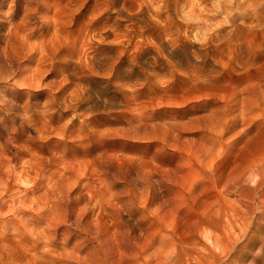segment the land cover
<instances>
[{
    "label": "rangeland",
    "instance_id": "rangeland-1",
    "mask_svg": "<svg viewBox=\"0 0 264 264\" xmlns=\"http://www.w3.org/2000/svg\"><path fill=\"white\" fill-rule=\"evenodd\" d=\"M66 1L0 0V264H264V0Z\"/></svg>",
    "mask_w": 264,
    "mask_h": 264
},
{
    "label": "bare ground",
    "instance_id": "bare-ground-1",
    "mask_svg": "<svg viewBox=\"0 0 264 264\" xmlns=\"http://www.w3.org/2000/svg\"><path fill=\"white\" fill-rule=\"evenodd\" d=\"M82 1V0H81ZM80 1V2H81ZM148 1V3L150 4V5H148V7H152V6H155V7H158V10H156V14L157 15H160L161 14V12L164 10V9H166L167 10V8H169L170 6H171V4H174L175 5V7H176V9H178V6H179V3H180V0H147ZM194 1L195 0H193V3H194ZM67 3H69V1L67 0L66 1ZM75 2V1H74ZM74 2H71L70 4L72 5H74ZM83 2V1H82ZM81 2V3H82ZM138 4V3H137ZM66 5V4H65ZM80 5V4H79ZM66 7V6H65ZM80 7V6H79ZM82 7V6H81ZM111 7V6H110ZM121 7V6H120ZM67 8V7H66ZM65 8V9H66ZM72 8V7H71ZM77 7L75 6H73V9H76ZM195 8V7H194ZM64 9V10H65ZM117 9V8H116ZM182 9V8H181ZM80 11V10H79ZM137 11V10H136ZM165 11V10H164ZM63 12V11H62ZM67 12H69V11H67ZM120 12H124V7H121V9H120ZM141 13V11L139 10V11H137L136 13ZM74 13H77V12H74ZM181 13V12H180ZM68 15V14H67ZM74 16V15H73ZM128 16V15H127ZM126 16V17H127ZM135 16V15H134ZM134 16H132V14L131 15H129V17H131V19H136V20H139V21H141L142 20V18H141V20H140V18H139V16L138 17H134ZM146 16V15H145ZM186 16V15H185ZM202 16V15H201ZM65 17V16H64ZM122 17V16H121ZM191 17V16H190ZM66 18H68L67 16H66ZM90 18V17H89ZM94 18V17H93ZM98 18V17H97ZM148 18V17H147ZM72 19V18H71ZM75 19V18H74ZM95 19V18H94ZM145 19V18H144ZM144 19L142 20V21H144ZM195 19V18H194ZM61 20V19H60ZM187 20V19H186ZM89 21V20H88ZM92 21V20H91ZM147 21V20H146ZM145 21V22H146ZM192 21V20H191ZM62 22V21H61ZM90 22V21H89ZM66 23V22H65ZM134 23V22H133ZM168 22H166V24H167ZM67 24V23H66ZM86 24H87V22H86ZM143 24V23H142ZM160 24V23H159ZM57 25V24H56ZM84 25H85V23H84ZM140 25V24H139ZM143 25H146V24H143ZM151 26H152V24H150ZM157 25V24H156ZM182 25V24H181ZM189 25V24H188ZM194 26V25H193ZM57 28H58V26H56ZM68 27V26H67ZM77 27V26H76ZM84 27V26H83ZM82 27V28H83ZM86 27V26H85ZM84 27V28H85ZM131 27H132V25H131ZM131 27H130V29H131ZM139 27V26H138ZM79 28V27H78ZM82 28L80 29V30H82ZM83 28V29H84ZM68 29V28H67ZM108 29V28H107ZM133 29V28H132ZM147 29V28H146ZM149 29V28H148ZM57 30V29H56ZM69 30V29H68ZM85 30V29H84ZM117 30V29H116ZM144 30V29H143ZM166 30H167V35H169L170 37H172V35H175V34H179L178 32H179V30H180V28H177V30L175 29L174 30V28L171 26V25H169V24H167L166 25ZM71 31V30H70ZM104 31H106V30H104ZM125 31V30H124ZM140 31H141V28H140ZM59 32V31H58ZM62 32H63V29H62ZM66 32V31H65ZM80 32V31H79ZM84 32V31H83ZM181 32V31H180ZM55 33H57V32H55ZM67 33V32H66ZM74 33V32H73ZM53 34H54V32H53ZM68 34V33H67ZM127 34V33H126ZM144 34V33H143ZM192 34V33H191ZM59 35V34H58ZM78 35V34H77ZM100 35H101V33H100ZM107 35V34H106ZM193 35V34H192ZM62 36V35H61ZM67 36V35H66ZM66 36H65V34H64V38H66ZM73 36V35H72ZM56 37H58L57 35L55 36V38ZM68 37V36H67ZM78 37H79V35H78ZM180 37V36H179ZM59 38V37H58ZM57 38V39H58ZM71 38V37H70ZM80 38H83V37H80ZM107 38V37H106ZM114 38V37H113ZM122 38V37H121ZM52 40L54 39L53 37L51 38ZM76 39V38H75ZM78 39V38H77ZM89 39V38H88ZM124 39V38H123ZM130 39V38H129ZM51 40V41H52ZM62 40V39H61ZM66 40V39H65ZM69 40V39H68ZM67 40V41H68ZM73 40V39H72ZM78 40H80V39H78ZM120 40V39H119ZM119 40H117V42L119 41ZM54 41V40H53ZM63 41V40H62ZM70 41V40H69ZM86 41V40H85ZM106 41V40H105ZM112 41V40H111ZM110 41V42H111ZM170 41H171V39H170ZM169 41V42H170ZM73 43H74V40L72 41ZM88 42V41H87ZM109 42V43H110ZM113 42V41H112ZM116 42V43H117ZM122 42H123V40H122ZM153 42V41H152ZM69 43V42H68ZM79 43V42H78ZM115 43V42H114ZM157 43V42H156ZM159 43H161V42H159ZM180 43V42H179ZM51 44V43H50ZM103 44V43H102ZM112 44V43H111ZM118 44V43H117ZM120 44V43H119ZM125 44V43H124ZM123 44V45H124ZM154 44H155V42H154ZM81 45V44H80ZM162 45V44H161ZM176 45V44H175ZM77 46V45H76ZM76 46L74 47V48H76ZM82 46V45H81ZM81 46H79V47H81ZM159 46V45H158ZM126 47H127V45H126ZM155 47H157V46H155ZM163 47V46H162ZM91 48V47H90ZM166 48V47H165ZM174 48V47H173ZM81 49V48H80ZM164 49V48H163ZM72 51V50H71ZM77 51V50H76ZM88 52V51H87ZM170 52V51H169ZM168 52V53H169ZM80 53V52H79ZM120 53V52H119ZM122 53V52H121ZM75 55V54H74ZM121 55V54H120ZM160 55V54H159ZM167 55V54H166ZM87 56H89V54L87 55ZM83 57H85V56H83ZM98 57H100V56H98ZM117 57H118V55H117ZM174 57V56H173ZM91 58V57H90ZM95 58V57H94ZM93 58V59H94ZM105 58V57H104ZM107 58H108V56H107ZM112 59L114 58V57H111ZM110 58V59H111ZM115 58H116V56H115ZM142 59V58H141ZM167 59V58H166ZM68 60V59H67ZM70 60V59H69ZM89 60V59H88ZM108 60H109V58H108ZM155 60L157 61V57H155ZM200 60V59H199ZM95 61H96V59H95ZM95 61H93V64H95L94 62ZM105 61H106V59H105ZM148 61V60H147ZM147 61L146 60H140V61H138V63L139 64H145L146 65V63H147ZM79 61H77V63H78ZM197 62V61H196ZM77 63H75L77 66H78V64ZM102 63H104V61L102 62ZM101 63V64H102ZM107 63V62H106ZM111 63V62H110ZM109 63V64H110ZM178 63V62H177ZM52 64V63H51ZM75 65V66H76ZM92 65V64H91ZM100 64H98L97 66H99ZM104 65V64H103ZM111 65H113V63H111ZM95 66V68H96V65H94ZM101 66V65H100ZM79 67V66H78ZM93 67V66H92ZM112 67H114V65L112 66ZM68 68V67H67ZM99 68V67H98ZM102 68H103V66H102ZM76 70H78V69H76ZM75 69H74V71H76ZM80 70V69H79ZM78 70V71H79ZM71 71H72V69H71ZM134 71V67H131V66H127V67H124V70H123V72H122V70H117V77L118 78H122V75L124 74V73H126V72H128V73H132ZM63 73V72H62ZM66 73V72H65ZM68 73V72H67ZM66 73V74H67ZM70 73V72H69ZM74 73V72H73ZM71 75H72V73H70ZM69 74V75H70ZM70 75V76H71ZM73 75H75V73L73 74ZM72 75V76H73ZM68 76V75H67ZM76 76H77V74H76ZM79 76V75H78ZM64 77H66V76H64ZM79 77H82L81 75L79 76ZM78 77V78H79ZM70 78V77H69ZM65 79V78H64ZM73 79H74V77H73ZM71 80V79H70ZM69 81V80H68ZM251 88V87H250ZM83 89H86V88H84L83 87ZM101 90V89H100ZM92 91H94V90H92ZM98 91V90H97ZM251 91V90H250ZM82 92V91H81ZM85 93H88L89 94V92L88 91H85L82 95L84 96L85 95ZM93 93V92H92ZM87 94V95H88ZM96 94V93H95ZM86 95V96H87ZM94 95V94H93ZM89 97V96H88ZM71 98H72V96H71ZM81 98H82V96H81ZM72 101V100H71ZM8 103V102H7ZM255 103V102H254ZM249 104V103H248ZM247 106V105H246ZM249 108H251V107H249ZM253 109H255V108H253ZM258 109V108H257ZM257 109H255V110H257ZM247 111H249V110H247ZM251 111V110H250ZM251 113V112H250ZM250 113H249V116H250ZM252 113H254L253 112V110H252ZM251 113V114H252ZM254 115V114H253ZM248 116V117H249ZM248 117L246 118V119H248ZM252 118V117H251ZM258 118V117H257ZM244 121H246V120H244ZM252 121V120H251ZM251 121H248V123L249 122H251ZM263 123V122H262ZM246 124V123H245ZM250 124V123H249ZM248 124V125H249ZM264 125V124H263ZM246 128V127H245ZM258 131V130H257ZM260 131V130H259ZM259 131H258V133H259ZM262 131V130H261ZM263 132V131H262ZM262 132H260L261 134H262ZM255 134L257 133V132H254ZM254 133H252V134H254ZM257 133V134H258ZM247 135V134H246ZM254 136V135H253ZM258 136H259V134H258ZM256 137V135H255V137H256V141H257V139L258 140H260V143H262L261 142V140L264 138V136L262 137V136H259V137ZM254 137V138H255ZM262 137V138H261ZM248 138H249V141H251L250 140V137H247V140H248ZM253 138V139H254ZM218 140V139H217ZM246 142V141H245ZM252 142H253V140H252ZM249 144H251L250 142H248ZM254 143H259V142H254ZM254 143L252 144V147H254L253 145H254ZM259 143V144H260ZM264 143V142H263ZM259 144H257V146L259 145ZM246 145V144H245ZM248 145V144H247ZM246 145V146H247ZM260 146H262V144H260ZM248 148H251V145H249V146H247ZM263 147V146H262ZM257 149H258V147H256ZM260 149H263L264 150V148H261V147H259ZM255 149V148H254ZM257 149H255V150H257ZM259 149V150H260ZM255 150L253 151L254 153H257V151L255 152ZM261 151V150H260ZM259 152V151H258ZM262 152V151H261ZM260 153V152H259ZM263 153V152H262ZM253 155V154H252ZM254 155H256V154H254ZM261 156V155H260ZM260 156H257V157H260ZM9 161V160H8ZM259 161V160H258ZM237 164V163H236ZM239 164H240V162H239ZM238 164V166H240ZM264 164V163H263ZM263 164H260L259 162H253V163H250L245 169V173H247L248 174V176L246 177V179L248 178L251 182H252V187H251V189L253 188V190L255 191L254 192V199L252 200V201H254L255 202V205H254V207H253V210L251 211V214H250V216H246L247 214L245 213V216L247 217H245V216H240L239 218H240V223H239V226H242V224H246L247 225V227H248V230H246V232L248 231H252L253 232V229L256 227V224L259 222V220H261V218H262V216H263V214H264V165ZM235 166V165H234ZM237 166V167H238ZM236 168V167H235ZM234 169V168H233ZM232 168L230 169L231 171V173H232V170H233ZM19 172V171H18ZM7 173V172H6ZM20 173V172H19ZM245 173H244V175H245ZM233 174V173H232ZM10 175V174H9ZM229 175H231L230 173H229ZM228 175V176H229ZM234 175H235V173H234ZM236 177V176H235ZM15 178L18 180V181H22L23 180V176L22 175H15ZM230 179V178H229ZM241 179V178H240ZM228 180V179H227ZM241 180H244V179H241ZM241 180H240V182H241ZM230 181H232V180H230ZM229 181V182H230ZM245 181H247V180H245ZM251 182H250V184H251ZM230 183H232V182H230ZM235 183V182H234ZM244 183H246V182H244ZM243 183V184H244ZM229 184V183H228ZM242 184V183H241ZM3 187H5V188H7V182L5 183H3ZM229 186V185H228ZM232 186V185H231ZM234 186V185H233ZM237 186V185H236ZM228 188V187H227ZM238 188V187H237ZM234 189H235V187H234ZM232 193H234V192H232ZM241 193V192H240ZM242 196H240V198H241ZM244 198V197H243ZM242 198V199H243ZM247 198V197H246ZM249 199V198H248ZM16 200L20 203V202H24V198H20V197H18V196H14V195H12L11 196V198H10V202H11V204L12 205H14V203L16 202ZM6 202V201H5ZM0 203H2V201L0 200ZM4 203V202H3ZM10 205V204H9ZM249 205V204H248ZM251 206V205H250ZM10 207H11V205H10ZM1 209V208H0ZM244 209V208H243ZM244 212H246V211H244ZM209 218V217H208ZM213 219H215L214 217H213ZM206 220H208V219H206ZM231 221H233V220H231ZM235 221V220H234ZM207 222V221H206ZM211 222V224H216V223H214L213 221H210ZM210 224V223H209ZM226 224V223H225ZM78 225V224H77ZM97 229V228H96ZM261 230H262V228H260ZM86 230H88V229H86ZM89 230H91V229H89ZM95 231V230H94ZM260 231V230H259ZM263 231V230H262ZM262 231H260V232H262ZM91 232V231H90ZM89 232V233H90ZM96 232V231H95ZM245 232V233H246ZM92 233H94L93 232V230H92ZM96 233H98V231L96 232ZM235 233V232H234ZM233 233V234H234ZM244 233V234H245ZM241 235V234H240ZM246 235V238L247 239H249L250 237L252 238L253 237V235L252 234H249V233H247V234H245ZM231 234L229 235V237L228 238H230L231 239ZM242 236V235H241ZM206 237H207V239L209 240V244L207 245V254L206 255H204L203 257H204V259H206L205 261H203V262H201L202 264H237L236 263V261L238 260V255H239V252L242 250V249H244L243 247H241L240 248V237L239 238H236V239H234V241H233V243L231 244V245H228V250L227 251H223V250H220V251H217L216 249H217V247L219 246V240L218 239H214L210 234H206ZM243 238V237H242ZM241 238V239H242ZM258 238V237H257ZM187 254V253H186ZM64 256V255H63ZM64 257H67L66 256V254H65V256Z\"/></svg>",
    "mask_w": 264,
    "mask_h": 264
}]
</instances>
